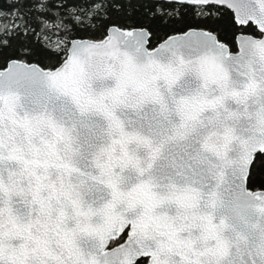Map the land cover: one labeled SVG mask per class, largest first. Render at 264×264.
Here are the masks:
<instances>
[{
    "label": "snow or ice",
    "instance_id": "1",
    "mask_svg": "<svg viewBox=\"0 0 264 264\" xmlns=\"http://www.w3.org/2000/svg\"><path fill=\"white\" fill-rule=\"evenodd\" d=\"M0 264H264V0H0Z\"/></svg>",
    "mask_w": 264,
    "mask_h": 264
}]
</instances>
